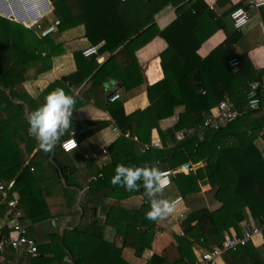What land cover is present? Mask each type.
I'll return each instance as SVG.
<instances>
[{"label":"trees","instance_id":"trees-1","mask_svg":"<svg viewBox=\"0 0 264 264\" xmlns=\"http://www.w3.org/2000/svg\"><path fill=\"white\" fill-rule=\"evenodd\" d=\"M49 1L54 15L60 20V31L83 25L91 44L105 42L99 54H112L103 64L98 63L97 56L86 58L82 53L75 54L78 72L55 83L56 86L72 84L76 77L81 83L88 80L92 89L103 92L112 75L107 69L115 62L119 66L117 81L131 91L146 82L136 52L157 37L168 45L160 55L164 78L147 88L149 107L130 115L125 114L122 102H115L108 108L122 136L109 148L112 163L104 168L100 183L103 187L108 184L106 181L111 182L120 163L143 166L158 161L162 170H171L175 174L170 195L187 197L208 186L218 187L216 199L219 206L214 210L190 212L182 222L184 235H175V243L160 255L154 254L146 264H195L197 245L209 250L221 244L227 233L241 236L244 231L242 223L250 218L264 227V154L256 145L259 138L264 140V92L259 95L261 103L256 109L250 107L247 98L250 84L259 81L264 70L253 64L247 52H235L234 46L245 38L247 27L237 31L227 23V17L238 7L218 17L202 0L190 2L180 9L178 17L167 28L161 30L155 17L171 5V0ZM260 13L264 23V6H261ZM43 25L46 27L48 23ZM219 30L225 32V42L206 58L201 57L200 48ZM50 45L53 42L47 37L41 38L36 30L0 17V180L7 183L16 180L15 190L21 194L24 205L29 197L25 184L33 178L30 166L25 163L38 146L37 140L29 135V121L25 114V106L31 113L36 101L28 95L24 83L51 69L52 57L58 50L55 45ZM45 50H51V55H43ZM233 59L239 61L237 68L229 65ZM225 98H229L238 116L219 129L206 127L212 110ZM17 101L23 104H16ZM179 106L186 108L191 122L184 124L181 121L166 131L160 130L159 122L173 116ZM191 127L197 129L195 134L179 141L178 132ZM153 129L159 131L165 147L174 144L170 151L145 150V145L151 142ZM126 133L130 137H125ZM188 162L198 165L196 173H178ZM87 185L89 189L83 205L92 206L96 183ZM110 194L117 202L107 207L106 224L124 238L122 249L106 242L103 234L98 233L100 225L94 221L72 232L73 244L68 233L57 236L56 244L50 245V248L56 247L53 260L37 257L48 247L39 244L36 255L19 253L23 255L19 264H63L66 253L73 255L74 264H127L123 258L127 248L133 249L138 256L150 249L157 223L145 217L150 201L147 199L140 210L123 209L118 204L135 195L142 194L147 198L142 182L138 191L111 184ZM70 195L74 200L75 193ZM7 213L8 207L2 206L0 218ZM47 218L48 213L37 218L27 214L26 217L23 215L22 221L40 222ZM128 228L143 232L140 243L127 239ZM9 231L0 233V236ZM29 235L37 240L31 228ZM75 248L97 251L101 258L79 257ZM14 252H7L8 262L15 259L18 252ZM228 254L232 264H264V244L254 249L250 243Z\"/></svg>","mask_w":264,"mask_h":264},{"label":"crops","instance_id":"crops-1","mask_svg":"<svg viewBox=\"0 0 264 264\" xmlns=\"http://www.w3.org/2000/svg\"><path fill=\"white\" fill-rule=\"evenodd\" d=\"M171 1V5L163 9L155 17L156 23L161 30L167 28L178 17L183 6L190 2L194 3L197 0ZM202 1L218 17L236 7H247L251 20L245 28V38L238 45H235L234 49L237 54L247 52L253 64L258 69L264 70V23L260 13L261 6H264V0H258L260 3L259 8H249L248 2L250 0ZM48 2L50 8L44 10L42 0H6V3L12 9V13L9 15V13H3L0 10V17L18 23L20 13L21 17L29 20L33 19L32 16L38 14L36 18H42V24L46 22L48 23L47 26H50L58 19L53 13L52 3L49 0ZM227 23L232 25L230 17H227ZM48 40L53 42V45L50 46L55 45L54 47L58 50L57 55L52 57V67L47 72L39 74L36 78L27 80L24 83V88L28 95L36 101L34 110L42 105L45 97L56 88H63L66 92L75 95L77 104L76 111H74L72 117L73 129L61 138V142L51 152H45L38 145L25 163L26 166H30V173L33 178L25 184V190L28 192L27 195H29L26 199V206L22 203L23 198L17 191L20 197V208L24 217L29 214L31 217L37 218L43 213H48V218L40 222L24 221L23 224L27 226L28 231L31 228L39 244L48 245L46 252L37 256L42 259H54L56 247L50 248V245L56 244L57 236L63 237L65 233H68L70 236L69 241L73 244L75 239L72 232L81 225L85 228L94 221L100 225L101 230L98 233L103 234L105 241L122 249L124 238L112 226L106 224L107 213L105 211L108 206L117 202L114 199L115 193L114 195H108L112 182L106 181L108 184L103 187L100 183V180L103 179L104 168L109 167L112 163L109 148L122 136L120 129L108 111L109 106L115 103L110 101V97L114 93L119 92L121 94V99L116 102H122L126 115L148 108L150 102L147 88L148 85H154L164 78L160 55L167 49L168 45L165 40L157 37L136 52V57L146 82L131 91L123 88L116 79L119 66L115 62L110 63L107 71L112 75L106 81L108 84L107 89L103 87V92H101L92 89L87 84L88 80L81 83L76 77L72 79V84L55 85V83L66 77L75 76L76 72H78L75 54L83 53L88 47L94 46L86 37V30L83 25L66 31L58 29L48 37ZM225 40V32L223 30L217 31L202 45L198 52L199 55L206 58ZM47 53L51 55V50H45L43 55ZM111 56L112 54L108 52L101 53L97 56V61L99 64L106 63ZM154 78L156 79L155 81H153ZM232 109L236 112L234 108ZM25 114L28 118L30 114L28 106H25ZM191 120L186 108L179 106L175 108L173 116L159 122V128L162 131H166L181 121L184 124H188ZM73 131H75V137L72 135ZM71 138H74L79 143V148L71 153H66L62 150L61 145ZM155 139H159L162 144V148H154L155 150L164 149L170 151L169 148L174 146V144H171L169 147H165L157 129H153L151 133V142ZM256 145L264 154V140L259 138ZM105 147L108 149V154L106 155L102 153V149ZM199 165L202 166V164ZM88 183H96L92 206L83 205L89 189ZM172 188L171 186L169 189H165L164 198L177 199L181 197L182 201L177 204L176 211L173 214L165 219L157 220L155 239L150 249L145 250L140 256L135 255L133 249L127 248L125 250L123 258L127 264H146L154 254L160 255L166 247L171 243H175V235L182 236V222L190 212L203 209L214 210L219 206V202L216 199L218 187L212 188L208 186L203 188L200 193L187 197L178 194L170 195ZM113 191L112 189L111 193ZM69 193H75L74 200ZM147 199L142 194L135 195L118 202V204L123 209L140 210L146 204ZM93 206H96V209ZM7 217L8 213L0 218V233L9 231ZM248 225L259 227L258 223L251 218L242 223L243 230ZM142 233L138 228H128L127 239L140 243L143 237ZM227 234L231 236L233 232ZM85 242L83 245H85ZM251 244L254 249L260 248L264 244V237H255ZM197 247L195 248V254L198 257L200 250L204 248ZM74 252L79 257L89 255L101 258L98 257L100 253L97 251L89 252L85 249L75 248ZM66 254L67 257L64 258L63 264H74L73 255L71 253ZM22 256L19 253H15V259L8 262L9 259L6 254L4 260L0 258V264H19ZM219 264H232L228 253L219 259Z\"/></svg>","mask_w":264,"mask_h":264},{"label":"built area","instance_id":"built-area-1","mask_svg":"<svg viewBox=\"0 0 264 264\" xmlns=\"http://www.w3.org/2000/svg\"><path fill=\"white\" fill-rule=\"evenodd\" d=\"M123 2L127 0H121ZM249 8H259L260 3L258 0H250L248 2ZM232 26L235 30L239 31L245 28L250 22V14L245 7L236 8L230 16ZM23 26L27 29L38 28L41 31L42 37L50 36L60 26V20H55L54 24L49 27H43L40 23L24 22ZM105 45V42H101L97 45L90 46L83 51V56L86 58L92 56H98L100 49ZM232 68L239 66V61L233 59L229 62ZM264 92V75L259 81L250 84L247 92V98L249 105L252 109H256L260 105V93ZM121 99V94L114 93L110 97L111 102H116ZM233 106L229 101V98H225L213 111L212 116L207 119L205 126L214 127L219 129L222 125L227 124L232 119L236 118L238 114L233 111ZM196 128H186L181 130L177 134L179 141L186 139L188 135L195 134ZM126 137H130L129 133H126ZM61 148L66 153H71L79 148V143L71 138L62 143ZM154 148H162L161 141L159 139L153 140L150 144L145 145V150H151ZM103 154H108V149L105 147L102 149ZM87 157V156H86ZM164 180L166 181L165 189L169 188L172 183L174 172L171 170H163ZM197 165L188 162L181 166L179 173L190 175L196 173ZM16 183L14 180L10 182H4L0 180V208L5 205L8 207V224L10 231L7 235L0 236V258L4 260L8 251H15L24 255H36L39 251V243L36 239L30 237L27 226L23 224V212L19 204V193L15 190ZM179 202L182 198L175 199ZM263 226H250L248 225L241 236L231 235L228 236L220 245L213 247L212 249H201L198 254L195 264H219V259L226 253L232 251H238L240 248L245 247L254 240L255 237H264ZM182 235H184L182 233ZM198 246V245H197ZM196 246V247H197ZM201 248L198 246L197 248Z\"/></svg>","mask_w":264,"mask_h":264},{"label":"clouds","instance_id":"clouds-1","mask_svg":"<svg viewBox=\"0 0 264 264\" xmlns=\"http://www.w3.org/2000/svg\"><path fill=\"white\" fill-rule=\"evenodd\" d=\"M107 89L108 84L105 83ZM77 98L63 88L52 90L44 103L28 116L30 135L35 137L39 147L51 152L61 142V138L72 130V117L76 111ZM75 137V131L72 132ZM159 162L145 163L143 166H132L120 163L115 168L112 178L113 186H120L129 191L144 189V195L150 201V209L145 213L150 221L162 220L176 211L178 201L164 198L166 181Z\"/></svg>","mask_w":264,"mask_h":264},{"label":"rangeland","instance_id":"rangeland-1","mask_svg":"<svg viewBox=\"0 0 264 264\" xmlns=\"http://www.w3.org/2000/svg\"><path fill=\"white\" fill-rule=\"evenodd\" d=\"M4 4H7V3H4ZM4 4H2V3L0 4V10H1V12H3ZM3 13H4V12H3ZM19 16H20V18H18V19H19L18 24H19V23L22 24V23H24V22H31V23H40V24H42V18H41V19H37V18H35V19H31V20H29V19H26V18H24V17H21V15H19ZM54 22H55V21H54ZM53 24H54V23H53ZM53 24H51V25H53ZM22 25H23V24H22ZM51 25H50V26H51ZM42 26L45 27L43 24H42ZM46 27H49V26H46ZM33 29L37 31V34L40 35L41 38H46V37H42V36H41V31H39L38 28H33ZM33 29H30V30H33ZM57 30H58V28H57ZM57 30H56V31H57ZM56 31H55V32H56ZM55 32H54V33H55ZM54 33H51L50 36H51L52 34H54ZM50 36H47V38L50 37ZM155 80H156V79L154 78L153 81H155ZM228 236H230V235L226 234V238H227ZM226 238H225V239H226ZM250 243H251V242H250ZM250 243H249V244H250ZM249 244H248V245H249ZM219 245H220V244H219ZM248 245H246L245 247H247ZM216 246H218V245H216ZM214 247H215V246H214ZM228 253H229V252H228ZM226 254H227V253H226Z\"/></svg>","mask_w":264,"mask_h":264},{"label":"water","instance_id":"water-1","mask_svg":"<svg viewBox=\"0 0 264 264\" xmlns=\"http://www.w3.org/2000/svg\"><path fill=\"white\" fill-rule=\"evenodd\" d=\"M42 2H43V9L44 10H46V9H49L50 8V6H49V2H48V0H42ZM4 4V3H6V0H0V4ZM3 12H6V13H9V15L12 13V9L9 7V5L8 4H4V9H3ZM17 14H18V12H16ZM20 15H21V13H20ZM38 16V14L37 15H35V16H32V18L34 19V18H36ZM16 104H20V105H22L23 103L22 102H15Z\"/></svg>","mask_w":264,"mask_h":264}]
</instances>
